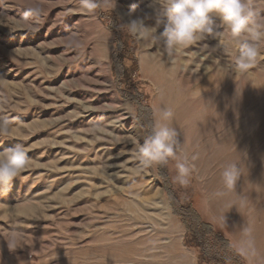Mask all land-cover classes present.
<instances>
[{"label":"rangeland","instance_id":"374dc122","mask_svg":"<svg viewBox=\"0 0 264 264\" xmlns=\"http://www.w3.org/2000/svg\"><path fill=\"white\" fill-rule=\"evenodd\" d=\"M27 3L0 0V116L13 120L0 151L21 145L32 165L0 195V264H198L196 219L243 264H264V49L243 71L227 37L169 56L121 26L151 0H97L92 12L44 0L38 21L24 19ZM162 108L177 159L196 157L187 186L174 182L177 159L144 168L134 155ZM236 161L244 173L226 190ZM247 226L254 259L238 251Z\"/></svg>","mask_w":264,"mask_h":264},{"label":"clouds","instance_id":"9594fccd","mask_svg":"<svg viewBox=\"0 0 264 264\" xmlns=\"http://www.w3.org/2000/svg\"><path fill=\"white\" fill-rule=\"evenodd\" d=\"M80 2L88 12L94 11L98 6L97 0ZM148 8L151 11L135 17L130 12L128 20L122 22L121 26L143 44L152 47L160 45L163 53L169 56H179L185 49L209 36L219 37L215 48H224L220 38L227 37L231 51L225 53L230 57L231 64L243 71L256 63L264 49V18L253 0H151ZM45 15L44 0H28L25 5V20L35 18L38 21ZM150 18H154L155 23L146 26L145 21ZM161 27L162 31H158ZM67 43L73 47L82 46V42L75 36L70 37ZM172 118L173 111L162 108L151 133L142 144H137L134 155L144 168L167 163L169 158L177 159L180 143L177 129L171 125ZM12 124L13 120L9 116H0V136H7ZM195 159V156L189 159L187 155L177 159V176L174 182L181 186L189 184L196 170ZM31 166L27 150L21 145L0 151V195H6L11 190L13 180ZM243 173L239 161L225 166L221 172L224 188L235 189ZM251 234L250 226L242 229L238 251L241 255L254 259L257 250Z\"/></svg>","mask_w":264,"mask_h":264},{"label":"trees","instance_id":"16d2710c","mask_svg":"<svg viewBox=\"0 0 264 264\" xmlns=\"http://www.w3.org/2000/svg\"><path fill=\"white\" fill-rule=\"evenodd\" d=\"M188 209L196 215L194 210ZM196 220L187 223V228L194 240L192 245L198 249V264H243L241 256L232 249L226 238L214 232L209 223Z\"/></svg>","mask_w":264,"mask_h":264}]
</instances>
